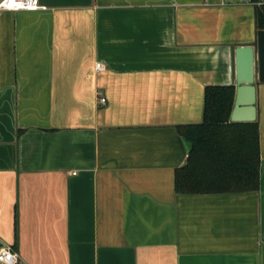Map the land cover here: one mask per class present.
Wrapping results in <instances>:
<instances>
[{"label":"crops","instance_id":"0c3cea01","mask_svg":"<svg viewBox=\"0 0 264 264\" xmlns=\"http://www.w3.org/2000/svg\"><path fill=\"white\" fill-rule=\"evenodd\" d=\"M39 1L0 11V249L17 264H264V83L259 191L176 187L179 129L204 122L207 87L236 89L256 4Z\"/></svg>","mask_w":264,"mask_h":264},{"label":"trees","instance_id":"16d2710c","mask_svg":"<svg viewBox=\"0 0 264 264\" xmlns=\"http://www.w3.org/2000/svg\"><path fill=\"white\" fill-rule=\"evenodd\" d=\"M256 4L259 30H264V4ZM234 86H211L205 92L201 125L181 127L191 151L178 169L177 191L182 194L247 193L260 189V131L258 122L232 123Z\"/></svg>","mask_w":264,"mask_h":264},{"label":"water","instance_id":"95a60500","mask_svg":"<svg viewBox=\"0 0 264 264\" xmlns=\"http://www.w3.org/2000/svg\"><path fill=\"white\" fill-rule=\"evenodd\" d=\"M236 53V96L232 123L257 121V81L264 83V30L255 46L239 47Z\"/></svg>","mask_w":264,"mask_h":264},{"label":"built area","instance_id":"2783aa9c","mask_svg":"<svg viewBox=\"0 0 264 264\" xmlns=\"http://www.w3.org/2000/svg\"><path fill=\"white\" fill-rule=\"evenodd\" d=\"M260 2L259 5H263ZM46 10L39 0H3L0 2V11L19 12V11H39ZM97 71H102L104 66L101 63L96 65ZM101 103H106V98L100 99ZM18 255L13 246H6L0 249V262L2 264H17Z\"/></svg>","mask_w":264,"mask_h":264},{"label":"rangeland","instance_id":"374dc122","mask_svg":"<svg viewBox=\"0 0 264 264\" xmlns=\"http://www.w3.org/2000/svg\"><path fill=\"white\" fill-rule=\"evenodd\" d=\"M260 2H261V1H260ZM262 2H264V0H263Z\"/></svg>","mask_w":264,"mask_h":264}]
</instances>
